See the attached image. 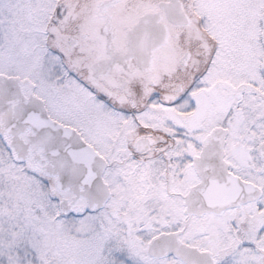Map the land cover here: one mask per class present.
Returning a JSON list of instances; mask_svg holds the SVG:
<instances>
[{"label":"snow or ice","instance_id":"6c2138e0","mask_svg":"<svg viewBox=\"0 0 264 264\" xmlns=\"http://www.w3.org/2000/svg\"><path fill=\"white\" fill-rule=\"evenodd\" d=\"M0 264H264V0H0Z\"/></svg>","mask_w":264,"mask_h":264}]
</instances>
